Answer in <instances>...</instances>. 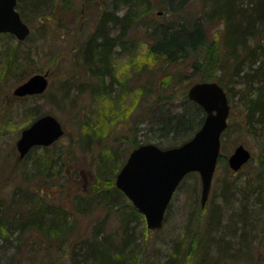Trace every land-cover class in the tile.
<instances>
[{"label": "rangeland", "instance_id": "obj_1", "mask_svg": "<svg viewBox=\"0 0 264 264\" xmlns=\"http://www.w3.org/2000/svg\"><path fill=\"white\" fill-rule=\"evenodd\" d=\"M27 1L18 0L17 6L19 11L21 9L20 16L31 29L29 36L19 42L18 47L21 51L29 53L28 58L20 59L21 64L16 71L5 73L0 70V200L3 199L6 205L11 206L10 196L17 189L20 193L25 191L22 193L23 196L27 195V201L32 199L31 192H41L40 196L43 199L40 205L44 207V212H51L53 208L60 210L62 207L64 210H69L65 231L59 238L60 242L57 244L54 240L50 242L53 246V250L49 251L50 257L43 241H39L40 237H34L33 234L26 236L27 244L21 247V251L14 253V262H17V259L19 262L20 259L21 264H69L70 251L67 247L71 237L74 239L76 235L85 236L90 225L97 219H105V217L109 225L105 231L109 233L117 229L118 220V216L108 207L118 205L110 203L105 205L106 202L102 201L101 196L90 201L92 205L96 203L90 210L87 207L82 209V212H77L76 209L79 208L75 203L80 200L79 205L83 208L87 196L95 194L98 190L111 189L112 185L116 188L113 175L133 150L129 144L132 137L130 131L132 125H140L145 118V114L141 113L142 108L152 106L153 100L164 101V106L172 100L174 102L170 105L174 110L172 112L181 113L184 107L183 97L187 96L188 87L193 82L199 81V77L198 71L189 66L187 61L167 65L149 54L145 62H139L145 63L147 69L156 68L155 72L151 71L153 72L151 76L155 74L152 76L154 80L149 87L150 91L146 90L147 73L138 76L132 68V66L136 67L132 63L143 59L145 49L149 47L142 38L139 39L142 32L140 28L143 27L140 26L139 30L132 34L140 41L138 49L129 56L123 52L116 57L113 65L116 69L114 77L119 76L122 79L124 76L132 74L134 76L129 79V85L125 86V94L121 93L116 97L112 105L114 112L109 110L108 127L104 128L99 138L82 142L78 135L85 128L82 118L87 117L86 115L92 110L93 94L90 90L97 89L95 82L98 80L95 73L84 69L86 66L84 50L91 39L90 36L97 32L103 15L107 14V19L122 16L124 4L120 0H69L72 6H68V12L57 20L55 16L49 14L50 11L55 10L51 5L53 0H44L40 10L35 11L27 8ZM54 1L59 3L61 0ZM164 1L145 0L137 6L136 12L139 13L141 10L144 12L146 8V15L152 16L154 22L158 17L164 19L166 16L163 10ZM212 3V0H184L172 8L196 13L198 16L195 21L205 31L208 49L217 51L220 55L222 68L216 72V75L223 83L221 86L224 87L230 104L229 124L221 136L219 155L222 157L218 160L204 206H201L200 201L199 173L192 171L185 175L184 180L176 188L171 203L165 211L163 226L159 230L149 231L145 226L144 216L142 221L132 222L135 243L143 248L138 264H165L172 246L181 238H184V243L179 244V249L184 246L182 250L187 248L189 237L192 235L197 236L199 243L206 236L204 232L213 215V217L218 216L222 224H225L226 215L238 211L236 209L240 206L236 204L231 206L228 198H231L236 191L238 193L242 190L245 191L250 208L257 209V216L252 222L247 223L248 226L250 225L248 245L239 248L230 246V257L223 255L220 257L218 254L214 256L210 253L213 257L207 256L206 260L209 264H264V130L260 125L253 124L246 128L244 96L248 91L240 77L233 73L235 67L239 70L243 69L240 74L248 73L247 63L250 58L254 59L252 63L257 64L256 60L260 59L258 54L260 48L256 47V43L259 39L264 44V36H248L247 45L236 48L237 55L231 54L232 48L227 42L228 32L224 30L226 20ZM115 10H118V13ZM44 14L46 16L40 18V15ZM132 30L133 27L128 31L132 32ZM2 41L9 44L18 42L11 34L0 36V48L4 46ZM127 68L131 71L125 72ZM34 72L48 73L50 84L46 91L24 100L21 99L23 97L14 96L13 89L19 83V78L32 75ZM123 98L125 100H122ZM188 110L187 107L186 111ZM47 112H52L61 120L65 129L64 135L55 145L49 147L48 151L43 147H37L20 159L15 148L16 139L22 129L31 122L33 116ZM190 113L195 117L194 109H191ZM152 118L153 116L150 119ZM110 127L111 130L107 131ZM240 143L249 150L251 158L240 170L234 171L227 165V158ZM103 144L105 150L101 147ZM53 151L62 152L60 162L63 165H56V161L50 163L48 158ZM100 156L105 160L100 161ZM38 157H42L40 159L43 161L47 158L44 161L47 166L41 169L39 176H35L38 167H35L34 158ZM106 161L111 162L108 166L115 172L103 173L104 176L101 177L99 173L105 172L103 164ZM112 192L116 194L113 190ZM227 194L229 196H226ZM20 196L21 194L18 198ZM120 200L130 203L123 195ZM23 206L27 208V205ZM187 226L189 227L186 230ZM51 234L56 233L52 231ZM209 234L216 236L217 233L213 234L210 231ZM10 235L12 242H15L19 231L12 230ZM245 237H248L247 233ZM45 238L47 241L52 240L49 236ZM22 239L20 238V242ZM8 244V240L1 236L0 256L3 254V262L9 258V253L13 249L9 247L7 250H2L4 247L7 248ZM202 259L201 255L196 258L186 256L183 252L181 257H177L176 262L203 264Z\"/></svg>", "mask_w": 264, "mask_h": 264}, {"label": "trees", "instance_id": "obj_2", "mask_svg": "<svg viewBox=\"0 0 264 264\" xmlns=\"http://www.w3.org/2000/svg\"><path fill=\"white\" fill-rule=\"evenodd\" d=\"M43 1L44 0H28L26 6L30 10H40ZM120 1L124 4L126 12L121 17H111L113 19L110 21L112 25L111 28H113L114 32L121 34L124 28L128 31L133 27V34L136 30H139L142 24L145 23V19L147 20L150 17V15H146V8L144 9V12L142 10L140 11L141 14L139 11V13L136 12L138 9L137 6L141 5L145 0ZM182 1L184 0H167V2L165 0L164 5L170 4L171 6H174L178 3L181 4ZM212 1V4H215V8L218 9L219 14H221L226 20V27L224 30L228 32L227 42L232 48L230 52L231 54L237 55L235 49L239 46L245 47L247 45L246 38L248 36H264V0ZM51 5L52 9L54 10L55 8V10L50 11L49 14L55 16V19L57 20H60L64 14L68 12V6H72L69 0H61L59 3H55L53 0ZM103 18L107 19V14H104ZM162 20L164 21V19ZM102 21L99 24L100 26L97 32L90 36L91 39L84 50L85 64L86 66L88 65L89 68L94 66L92 72L95 73L96 76L98 74L101 76L102 73H109V71L106 70V66L110 63L109 60L111 59L113 46L120 42L118 37H112L111 39L108 38L103 30L104 25ZM164 22H158L157 20L153 22L154 25H152V31H154V35L151 34V37L145 39L148 42L147 44L149 45L148 48L150 53L155 56L156 59L162 60V62L167 65L175 64L176 62L180 64L187 61L189 62V66L193 67L195 71H198L199 81L217 80L219 84L223 86L222 81L219 80V76L216 75V72L218 70L220 71L222 68L220 55L217 51H210L208 49V43L206 42L207 38L202 27L200 28L199 24H196L195 22L186 21V19H183L181 16L177 20L178 24L173 23L175 26L171 24L172 22ZM128 24L130 26H127ZM3 44L4 46L2 45L0 48V70L5 71V73L16 71L21 64L20 59H22V57L27 59L29 53L21 51L18 48L19 41L16 45L8 46L4 42ZM121 44L124 46L127 45L122 42ZM229 46H227V48ZM256 47L260 48L258 50L260 59L256 60L257 64L252 63L254 59L250 58L247 63L249 64L247 67L248 73L240 74V71H243V69L239 70L236 67L234 68L233 73L240 77L248 91L244 96V98H246V116L244 118L246 128H248L250 124H253L256 126L260 125L261 129L264 130V44L258 39ZM133 65H136L135 70L139 68L142 72L139 73L137 71L138 76L147 73L146 79L148 82L146 90H149V87L153 84L152 80H154L152 76L155 74L154 73L151 76V73L155 72L156 68L152 69L151 67V69H147L145 63H135ZM132 68L134 69L133 66ZM122 79L124 80V85L127 83L129 85V75L124 76ZM29 97L35 96H24L21 99L24 100ZM101 99L113 102V96L110 93L102 92ZM161 102L164 101L153 100L152 106L142 108L141 113L145 114V118L140 122V125H132L130 131L132 137L129 141L130 147L135 148L141 143L150 142H153L160 147H172V145L181 144L184 140L190 138L194 131L202 124L205 111H203L195 101L189 100L187 96L183 97L184 107L182 111H180L181 113L172 112L174 111L170 107L171 104H174L172 100L168 101L169 103L167 106L161 105ZM112 105L113 103L106 104L101 112L99 110L97 111L94 124L89 123L88 118H82L83 126L85 128L78 134L82 142L93 141L94 138H99L100 134L104 132V128L106 129L108 127L107 120H110L109 110L111 109V111L114 112ZM187 107L189 108L188 111H186ZM191 109H194L196 112L195 117H192V114L190 113ZM36 116H33L31 122ZM152 116L153 118L150 119ZM109 130H111V127L107 131ZM171 135L172 137H170ZM52 145L55 144L53 143ZM52 145L44 147L43 149L48 151L49 147H52ZM101 147L105 150L104 144ZM60 154L61 152H52L48 158L50 163L56 161V165H61ZM40 158L42 157H38L37 159L34 158L35 167H38L36 174L40 173L41 169L47 166L44 164V161L47 158H45L44 161ZM104 171L105 172L101 171L102 173H99V176H104L106 172L110 173L107 169ZM36 174L35 176L40 175ZM235 189L236 188H234V190ZM112 190L116 192L117 195L121 194L124 196L120 190H117L114 185H112L111 189L107 188L100 191L98 190L95 194L93 193L92 195L87 196L83 202L85 206L83 208L79 205L80 200L79 202L77 201L75 203V206L79 208L76 209L77 212H82V209L87 207L88 210H90L91 207L93 208L94 205H92V202L90 201L97 196H101L102 200L107 201V199H110L108 195L111 194L113 196L114 194ZM22 192L25 191H21L20 193L17 189L12 193L10 196V198H12L11 206L10 204L6 205L3 199L0 200V237L2 236V238L8 240L12 230H18L19 235L16 239H22V236H24L22 241L25 242L27 239L26 236L33 234L32 236L34 237H40L39 241H43L44 248L47 250L48 256L50 257L51 252L49 251L53 250V246L50 245V242L53 240L56 244L60 242L59 238L61 237V233L65 231L67 222L66 217L69 210H64L62 207L60 210L53 208L51 212H44V207L40 205L42 203L41 200L43 199L42 196H40L41 192H31L32 199L28 201L27 195L23 196ZM19 194H21L20 198H18ZM226 196L229 195L227 194ZM228 199L231 206L235 204L240 206L236 209L238 210L237 212L235 211L226 215L224 219H227L228 222L224 221L225 224H222L219 217H213V215L209 219L210 224L207 228L208 231L206 232V236L199 241V243L197 241V236H190L187 248L183 250V244V247L180 249L179 244L181 245V243H184V238L178 240V242L172 246L173 248L165 264H173L176 262L177 257L179 258L182 256L183 252H185L186 256L196 258L201 255V257H203V264H209V261L206 260L207 256L213 257V255L221 254L226 249L225 247L227 245H225V243L229 244L231 247L233 245L237 246V248L245 245L249 240V236L245 237V234L246 232L249 233L250 230V225L248 226L247 223L252 222L254 217L257 216V209H255V207L250 208V205H248V199H246L245 191L243 190L238 193L236 191V193ZM112 200V204L118 206L108 207L114 208L117 212L116 214L119 217L117 227L119 228L115 233L113 231L109 233L106 232L105 221H107V217H105V219H97L92 225H90L85 236L76 235L74 239L71 237L67 247L70 251L69 264H138L140 259L139 255L143 252V248L135 243L134 226H132V222L136 223L142 221L143 214H141L131 203H126L124 200L122 201L117 197H114ZM23 205H27V208ZM188 219H190V217H188ZM188 227L189 226H187L186 230ZM52 231L56 234L52 235ZM210 231L213 234L217 233L216 236L210 235ZM119 232V238H122L123 244H125L120 248H118L113 242L116 239L115 235ZM48 236L52 240L47 241L45 237ZM22 241L17 252L22 250ZM14 253L15 252L10 253L9 258L4 262L1 255L0 262L8 263L11 261L13 264H20L19 262H22L20 259L19 262L18 259L17 262H14ZM210 253H213V255H210Z\"/></svg>", "mask_w": 264, "mask_h": 264}, {"label": "water", "instance_id": "obj_3", "mask_svg": "<svg viewBox=\"0 0 264 264\" xmlns=\"http://www.w3.org/2000/svg\"><path fill=\"white\" fill-rule=\"evenodd\" d=\"M17 0H0V31L25 38L30 28L16 9ZM48 73H34L13 89L16 96L40 94L48 87ZM188 97L206 111L203 124L194 136L179 146L160 148L153 143L140 144L127 157L116 176V186L145 217L150 230L162 227L164 211L174 190L189 171H198L201 178L202 205L208 197L212 175L220 149V136L227 127L229 103L223 87L216 81L194 83ZM64 132L60 120L47 113L22 129L17 140L19 156L37 145L48 146ZM250 158L242 143L230 153L228 164L237 170Z\"/></svg>", "mask_w": 264, "mask_h": 264}, {"label": "bare ground", "instance_id": "obj_4", "mask_svg": "<svg viewBox=\"0 0 264 264\" xmlns=\"http://www.w3.org/2000/svg\"><path fill=\"white\" fill-rule=\"evenodd\" d=\"M166 2H167V0H166ZM125 7V6H124ZM34 10V9H33ZM124 10H125V8H124ZM163 10H164V13H165V17H164V21L165 22H172L171 24H173V23H177L178 24V22H177V20L180 18V16L183 18V19H186V21H192V22H197V21H195V19L197 18V14L196 13H191V12H186L185 10H183V9H180V8H177V9H173L172 8V6L170 5V4H166V5H163ZM35 11V10H34ZM118 10H115V12L116 13H118L117 12ZM126 12V10L125 11H123V13H125ZM159 14H161V12H159ZM43 16H46V14H44ZM43 16H40V18H42ZM118 17H121V16H118ZM113 19L110 17H108V19H104L103 21H102V23H103V25H104V32L106 33V35L108 36V38H112V37H118V39H120V42H119V44H116L115 46H113V51H112V54H111V59L109 60L110 61V63L106 66V70L107 71H109V73H102V75L100 76V74H98L96 77L98 78V80H97V82H95L96 84H97V89L95 90V89H93V88H91V90H90V88H89V90H90V93H92L93 95L91 96V103L93 104V107H92V110L86 115L87 117L86 118H88L89 119V123H92V124H94L95 123V121H96V113H97V111L99 110L100 112L102 111V109L105 107V105L106 104H110V103H114V101H115V99H116V97H118L121 93H124L125 94V86H127L128 85V83L126 84V85H124L123 84V79H121L119 76H117V77H114V73L116 72V69H114V67H113V65H114V61L116 62V57H119L123 52H126V54H128V56L129 55H133V53H134V51H136L137 49H138V45H139V43H140V41H139V39L140 38H142V40L147 44L148 42H147V40H145V39H147V38H149V37H151V34L152 35H154L153 33H154V31H152L153 30V26L152 25H154L153 24V19H152V16L151 17H149L147 20H145V23L144 24H142L141 26H143V27H141L140 28V30L142 31V32H140V31H138V32H140V36H139V39L137 38V37H135L136 35H132V32H129V31H127L125 28H124V30H122V32H121V34L120 33H116V32H114V30L110 27L109 28V26L111 25V23H110V21H112ZM157 21L158 22H164L163 20H162V18H160V17H158L157 18ZM164 22V23H165ZM187 22V23H188ZM110 23V24H109ZM180 23V22H179ZM197 24V23H196ZM174 25V24H173ZM127 26H130L129 24L127 25ZM175 26V25H174ZM225 27H226V24H225ZM29 28V27H28ZM97 31V30H96ZM30 32H31V29H30ZM6 32H4V31H0V36L1 37H4V36H6ZM28 36H26L25 38H23V39H26ZM23 39H21V40H19V39H17L19 42H21ZM3 42V41H2ZM121 42L123 43V44H126V43H128L126 46H124V45H122L121 44ZM6 45H8V46H10V45H16V43H12V42H10V44L8 43V42H6L5 43ZM19 47V46H18ZM144 57H143V59H141V60H138V61H135V62H133L132 63V65L133 64H135V63H139V62H145V59H146V56H148L149 54H151L150 53V50H149V48H146L145 49V52H144ZM94 66H92V68H93ZM92 68H89L88 67V65L87 66H84V69H85V71H89V72H92L93 70H92ZM129 68V67H128ZM127 68V69H128ZM135 69V68H134ZM129 71V69L127 70V71H125V72H128ZM131 71V70H130ZM139 73H142L141 72V70L138 68L137 70H135V73L137 74L138 72ZM109 74H111V75H109ZM135 74V76H137ZM24 75V74H23ZM33 75V74H32ZM31 75H29V76H27V77H25V76H21V78H19V83L18 84H21L24 80H26L28 77H30ZM133 74L130 76V79H132L133 78ZM49 79V78H48ZM205 81V80H204ZM191 83V82H190ZM194 83V82H193ZM192 83V84H193ZM17 84V85H18ZM72 84V83H71ZM70 84V85H71ZM192 84H191V86H192ZM49 86V85H48ZM16 87V86H15ZM48 88V87H47ZM83 90H85V88L83 89ZM102 92H106V93H110V94H112V96H113V102H110V101H108V100H106V99H101V94H102ZM122 100H125V98H123ZM121 100V101H122ZM126 104V103H125ZM164 104V102H161V105H163ZM106 109V108H105ZM47 113H50V114H52V115H54L52 112H47ZM47 113H43V114H41V115H44V114H47ZM41 115H37L36 117H35V119L34 120H36L37 119V117H39V116H41ZM55 116V115H54ZM55 117H57V116H55ZM58 118V117H57ZM33 120V121H34ZM58 120H60L59 118H58ZM60 122H61V120H60ZM61 124H63L62 122H61ZM62 127H63V125H62ZM64 133H65V129H64V132L59 136V138L62 136V135H64ZM20 135H21V133H20ZM20 135L18 136V138L16 139V144H15V148H16V152H18V149H17V140L19 139V137H20ZM59 138H58V140H56L55 142H53L54 144H56L58 141H59ZM53 143H51V144H49L48 146H50V145H52ZM48 146H44V145H37V146H33V147H31L28 151H27V153H26V155L29 153V151L32 149V150H34L35 148H37V147H48ZM236 148V146L234 147V149ZM31 150V151H32ZM53 150V149H52ZM53 152H55V151H53ZM61 152V151H60ZM59 152V153H60ZM18 154H20V152H18ZM61 154H62V152H61ZM61 154H60V158H61ZM25 155V156H26ZM25 156H23V157H20L19 155H18V157L21 159V158H24ZM99 159H100V161H102L103 159L105 160V158H102L101 156L99 157ZM111 163V162H110ZM109 161H106L104 164H103V168H104V170L105 169H107V170H109L110 171V173H113L114 171H113V169H112V167H110V166H108L109 164ZM123 166V165H122ZM121 166V167H122ZM121 167L118 169V171L113 175V177L116 179V176H117V174L119 173V171H120V169H121ZM114 182H115V180H114ZM115 186H116V182H115ZM116 188H117V190H120V188L119 187H117L116 186ZM121 191V190H120ZM122 192V191H121ZM109 197H110V199H107V201H105V200H102L103 202H106V204L105 205H107V204H112V199L114 198V197H117L118 199H122V195L121 194H116V196H115V194H113V196L110 194V195H108ZM112 196V197H111ZM206 202V201H205ZM131 204H132V202H130ZM95 204L96 203H94V207H95ZM205 204V203H204ZM204 204L202 205V202H201V206H204ZM134 205V204H133ZM110 206H112V205H110ZM135 206V205H134ZM136 207V206H135ZM113 211H112V210ZM109 210L114 214L115 213V215L116 216H118L116 213V211L113 209V208H109ZM119 218V217H118ZM144 221H145V226L147 227V229L149 230V231H152V230H150L149 229V227H148V225H147V223H146V220L144 219ZM116 224H117V226H118V220H117V222H116ZM163 225V224H162ZM108 222L107 221H105V229L107 230L108 229ZM116 226V228L118 229L119 227H117ZM116 229V230H117ZM116 230H114L113 232L115 233V231ZM208 230H205V232H204V235H206V232H207ZM247 233V232H246ZM248 234V236H249V233H247ZM10 236L11 235H9V237H8V247L7 248H3L2 250H7L9 247H13V249L10 251L11 253H13V252H17L18 250H19V247L21 246V242H20V238L19 239H17V241H15V242H12V239L10 238ZM119 236H120V232L118 233V234H116L115 235V241H113L114 242V244L118 247V248H120V247H122L123 245H125V244H123V240H122V238H119ZM134 239H135V237H134ZM197 241H198V238H197ZM248 241H250V239L248 240ZM248 241L245 243V245H248ZM25 244H27V242H24V241H22V246H25ZM225 245H227L225 248V250L221 253V254H219L220 255V257L223 255V256H227V257H230V253H229V250H230V245L229 244H226L225 243ZM10 254V253H9ZM3 255V254H2ZM1 264V263H0ZM2 264H13L12 262H8V263H2ZM20 264H21V262H20ZM173 264H177V262H174Z\"/></svg>", "mask_w": 264, "mask_h": 264}]
</instances>
